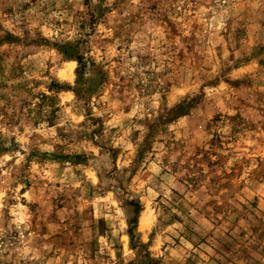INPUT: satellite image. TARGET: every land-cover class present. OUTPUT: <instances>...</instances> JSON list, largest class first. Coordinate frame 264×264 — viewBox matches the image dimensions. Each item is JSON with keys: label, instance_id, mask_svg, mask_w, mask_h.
I'll return each instance as SVG.
<instances>
[{"label": "rangeland", "instance_id": "374dc122", "mask_svg": "<svg viewBox=\"0 0 264 264\" xmlns=\"http://www.w3.org/2000/svg\"><path fill=\"white\" fill-rule=\"evenodd\" d=\"M0 264H264V0H0Z\"/></svg>", "mask_w": 264, "mask_h": 264}, {"label": "trees", "instance_id": "16d2710c", "mask_svg": "<svg viewBox=\"0 0 264 264\" xmlns=\"http://www.w3.org/2000/svg\"><path fill=\"white\" fill-rule=\"evenodd\" d=\"M78 62L81 64L80 60L78 59ZM44 99L49 100L48 97H44Z\"/></svg>", "mask_w": 264, "mask_h": 264}]
</instances>
